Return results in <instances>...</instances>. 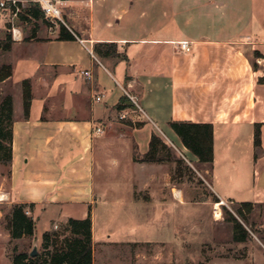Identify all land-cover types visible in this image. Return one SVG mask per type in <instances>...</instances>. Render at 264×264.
Masks as SVG:
<instances>
[{
	"label": "crops",
	"instance_id": "obj_1",
	"mask_svg": "<svg viewBox=\"0 0 264 264\" xmlns=\"http://www.w3.org/2000/svg\"><path fill=\"white\" fill-rule=\"evenodd\" d=\"M65 17L75 39L23 38L7 50L12 75L4 82L11 83L14 110L12 161L0 159L3 242L39 252L45 232L89 216L94 264L100 255L105 263L117 255L116 245L151 241L128 230L150 224L152 209L185 204L184 189L169 184L172 164L184 162L180 155L210 175L219 199L264 209V73L253 61L259 54L264 62V0H69ZM107 44L114 45L111 54ZM129 95L167 132L152 128L140 141L149 120L135 114L136 105L118 110L124 97L132 101ZM171 121L213 124L214 162L201 163ZM95 125L104 133L95 134ZM153 135H164L175 155L142 160ZM16 204L28 205L33 236L12 238L8 215ZM112 215L123 228L101 232L99 218ZM257 219L253 225L264 226V212Z\"/></svg>",
	"mask_w": 264,
	"mask_h": 264
},
{
	"label": "rangeland",
	"instance_id": "obj_2",
	"mask_svg": "<svg viewBox=\"0 0 264 264\" xmlns=\"http://www.w3.org/2000/svg\"><path fill=\"white\" fill-rule=\"evenodd\" d=\"M66 21L69 27L73 28L68 18ZM17 25L23 28L24 39L28 40L35 37L41 39L58 36L61 29V23L54 24L46 20L45 17H34L28 21L23 19ZM51 27H54L53 32L50 30ZM9 36H11V42H14L12 27L0 29V73L4 74L9 71L6 69L9 66V59L5 48L9 42ZM258 56L259 54H256L253 61L256 68L260 67L261 73H264V62ZM10 89H12L10 81L4 82L0 79V105L4 98L11 93ZM135 110V114L142 115V119L149 120L148 126L142 131L140 141L143 142V134L148 135L152 128L157 130L161 128L167 132L161 123H157L160 121L155 117H148L137 106H135ZM135 123L137 126L141 125V122L137 120ZM160 139L156 156L165 158L175 155V150L170 148L172 147L170 141L164 135L160 136ZM165 141L169 144H166ZM179 157L183 158L184 162H179L176 166L172 164L173 168L169 169V175L171 174L169 184L184 189L185 204L162 210L152 209L150 224L145 223L146 225L141 227L133 225L128 230V233L134 237L141 236L149 238L151 241L144 240L135 248L134 246L125 248L116 245L112 250L116 251L117 255L107 259L106 263L100 255L98 264H209V259L214 264L215 262H220V264H255V261L264 264V226L253 225L258 220L257 215L263 213L264 209L256 211L253 209L251 213L247 211L242 215L239 212L245 207L242 203L224 200L225 204L218 206L220 209L217 214L216 206L222 202V199H219L213 192L210 175L188 156H186L188 159L182 155ZM143 212V209L138 210L141 215ZM235 219L242 223L250 233L244 244L237 243L233 238L234 222L232 220ZM140 220L143 224L142 218ZM119 222L120 220L113 215L110 218H99L98 227L102 232L105 227L110 225L109 227L117 231L123 228ZM6 223V218L0 221V244L3 246L0 250V264H9V261L13 259L14 245L3 242ZM55 230H58L63 237L67 234V224L60 225ZM256 237L260 238L263 244L257 241ZM161 239H166V241ZM29 243V240L24 242L23 248L28 249ZM39 251H43L42 246ZM98 252L103 254V248H98ZM12 264H14L13 261Z\"/></svg>",
	"mask_w": 264,
	"mask_h": 264
},
{
	"label": "trees",
	"instance_id": "obj_3",
	"mask_svg": "<svg viewBox=\"0 0 264 264\" xmlns=\"http://www.w3.org/2000/svg\"><path fill=\"white\" fill-rule=\"evenodd\" d=\"M33 17H44V12L33 7L31 10ZM35 37V36H34ZM75 35L64 24H61L58 39L73 40ZM11 36L6 44V49L11 48ZM113 44H107L108 54L113 52ZM6 68V67H5ZM7 73H0V79L6 80L12 75V66L9 65ZM3 70V69H2ZM32 102L31 84L28 80L24 81V105L28 115ZM135 104L124 97L118 105V110ZM13 110L14 98L8 94L0 105V159L8 163L13 157ZM172 129L181 138L183 144L195 154L201 163L214 162V126L211 123H196L193 121H171ZM160 137L153 135L150 150L144 156L147 161H163L164 157H157ZM255 144L261 146V129L257 127L255 131ZM245 206L239 212L251 213L253 205L242 203ZM244 212V213H243ZM9 228L13 239H20L25 236H33L35 233V221L28 214L27 204H16L8 215ZM234 222L233 238L236 242H246L249 238L248 229L238 220ZM43 251L36 256H31L28 251L19 250L18 246L13 249L14 264H94V242H93V221L89 216L85 219L70 218L67 223V234L62 237L58 231L45 232L43 235Z\"/></svg>",
	"mask_w": 264,
	"mask_h": 264
},
{
	"label": "built area",
	"instance_id": "obj_4",
	"mask_svg": "<svg viewBox=\"0 0 264 264\" xmlns=\"http://www.w3.org/2000/svg\"><path fill=\"white\" fill-rule=\"evenodd\" d=\"M69 0H0V29L3 27H12L14 40H22L24 38V30L17 23L23 19L26 21L33 19L31 10L33 7H38L44 12V17L49 22L54 24H64L67 28L69 25L65 18V8L68 7ZM8 25V26H7ZM51 32L54 31V27L50 28ZM181 48L186 51H192V45L190 41H182L180 43ZM83 75L88 78L92 77V73L89 70L82 71ZM132 102L142 110L138 103V99L129 95ZM101 95L96 96V100L100 101ZM143 111V110H142ZM125 118L126 115H122ZM94 132L97 135L103 134L104 130L99 125H95ZM219 204H225L222 200ZM58 228V226H56Z\"/></svg>",
	"mask_w": 264,
	"mask_h": 264
},
{
	"label": "water",
	"instance_id": "obj_5",
	"mask_svg": "<svg viewBox=\"0 0 264 264\" xmlns=\"http://www.w3.org/2000/svg\"><path fill=\"white\" fill-rule=\"evenodd\" d=\"M30 254L31 256H36L38 254L37 248L35 247Z\"/></svg>",
	"mask_w": 264,
	"mask_h": 264
},
{
	"label": "bare ground",
	"instance_id": "obj_6",
	"mask_svg": "<svg viewBox=\"0 0 264 264\" xmlns=\"http://www.w3.org/2000/svg\"><path fill=\"white\" fill-rule=\"evenodd\" d=\"M218 206H220V204H219V203L217 204V208H218ZM219 209H220V208H219Z\"/></svg>",
	"mask_w": 264,
	"mask_h": 264
}]
</instances>
